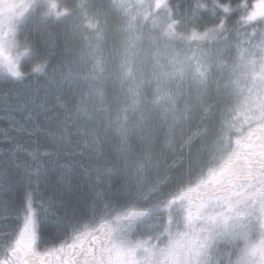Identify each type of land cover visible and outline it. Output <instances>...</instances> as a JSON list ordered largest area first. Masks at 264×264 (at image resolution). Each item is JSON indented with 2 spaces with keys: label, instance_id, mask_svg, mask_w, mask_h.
Wrapping results in <instances>:
<instances>
[{
  "label": "snow or ice",
  "instance_id": "1",
  "mask_svg": "<svg viewBox=\"0 0 264 264\" xmlns=\"http://www.w3.org/2000/svg\"><path fill=\"white\" fill-rule=\"evenodd\" d=\"M0 100V264H264V0H0Z\"/></svg>",
  "mask_w": 264,
  "mask_h": 264
},
{
  "label": "trees",
  "instance_id": "2",
  "mask_svg": "<svg viewBox=\"0 0 264 264\" xmlns=\"http://www.w3.org/2000/svg\"><path fill=\"white\" fill-rule=\"evenodd\" d=\"M5 106L2 102V100H0V131H3L4 128L9 127V120L5 115ZM17 119L20 120V116H17ZM21 123L23 122V120L20 121Z\"/></svg>",
  "mask_w": 264,
  "mask_h": 264
}]
</instances>
